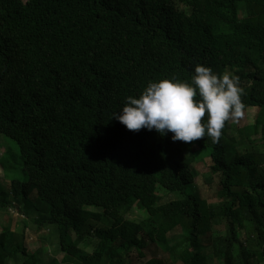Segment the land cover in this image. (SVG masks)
<instances>
[{
  "label": "trees",
  "instance_id": "1",
  "mask_svg": "<svg viewBox=\"0 0 264 264\" xmlns=\"http://www.w3.org/2000/svg\"><path fill=\"white\" fill-rule=\"evenodd\" d=\"M197 64L240 77L244 111H259L239 136L264 139V0H0V133L28 176L0 184V210L25 217L35 189L48 208L33 222L57 226L64 254L30 252L7 224L0 264H133L150 251L144 264L264 262V152H238L232 129L228 147L223 129L218 143L173 141L112 117L150 80L190 81ZM195 146L218 175V203L192 190ZM134 205L145 220L126 218Z\"/></svg>",
  "mask_w": 264,
  "mask_h": 264
},
{
  "label": "clouds",
  "instance_id": "2",
  "mask_svg": "<svg viewBox=\"0 0 264 264\" xmlns=\"http://www.w3.org/2000/svg\"><path fill=\"white\" fill-rule=\"evenodd\" d=\"M244 89L233 72L216 73L197 64L191 80L171 75L150 80L137 97L129 95L115 117L130 130L155 129L172 140L193 142L204 137L218 143L229 119L244 115Z\"/></svg>",
  "mask_w": 264,
  "mask_h": 264
},
{
  "label": "rangeland",
  "instance_id": "3",
  "mask_svg": "<svg viewBox=\"0 0 264 264\" xmlns=\"http://www.w3.org/2000/svg\"><path fill=\"white\" fill-rule=\"evenodd\" d=\"M181 8H186V6L182 5ZM258 111V108H251L244 111V115L239 119H230V123L223 128V135L228 147H231L233 145V139L230 135V131L232 129V135L238 138V144L236 148L238 152H244L247 149L254 152H264V139L260 138V133L256 134L257 139L255 140V142H251L246 139L243 141L238 133V128L243 127L248 123L254 122ZM231 123L233 124V126L231 125ZM186 147L190 148V146L188 145H186ZM206 152L207 151H205L204 149H200L198 146H195L188 151L189 155H196V160L193 163V168L196 171V177L192 185V190L198 192L200 197L205 199L208 203H218L219 201H221L220 197L218 196V190L220 189L219 178L216 174L210 175L211 160ZM209 176H211V178H209ZM13 177L22 180H26L28 178L26 172L24 171L23 158L20 154L17 142L5 136L3 133H0V184L6 189H10L11 178ZM30 198L33 204H30V213L26 214L25 217L22 216V214L15 206L9 209L0 210V230L7 224H10L13 230H24L27 234L26 245L30 252L42 249L44 257L47 260H49V258L51 257H56L58 260H61L64 254L60 251L58 245L59 241L56 236V232L58 231L57 226L55 228V226L50 223H41L36 226V223L33 222V219L40 218L37 216H43V212H45H41L35 207L39 209H45V207L48 208V205L38 197L37 191L35 189L33 190ZM174 198H176V195L174 193H162V201L164 202ZM18 205L19 208L20 206L22 207V204H20L19 202ZM98 211H101V209H98ZM126 218L136 222H140L147 218V214L138 206L134 205L129 211L126 212ZM111 222L112 221L109 219H104L103 221H100L99 227L106 228L111 224ZM223 223V220L218 219L217 221H214L213 226H215L219 231L223 232V230L225 229ZM151 228V226H147L146 230H150ZM248 237L249 229L240 228L239 239L247 241L249 239ZM91 247H93V243L91 244ZM208 252L211 251L207 250L206 253ZM154 254L155 253L150 251V253H148V255H146L144 258H139L137 255H133V264H144L146 261H148V259L153 257ZM156 256L162 257L165 256V254L160 250L158 253H156ZM20 262L21 260L18 259L17 262H13L11 264H19ZM215 264H221V260L217 259ZM259 264H264V262Z\"/></svg>",
  "mask_w": 264,
  "mask_h": 264
}]
</instances>
